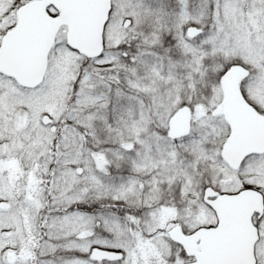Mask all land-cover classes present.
<instances>
[{"label": "snow or ice", "instance_id": "snow-or-ice-1", "mask_svg": "<svg viewBox=\"0 0 264 264\" xmlns=\"http://www.w3.org/2000/svg\"><path fill=\"white\" fill-rule=\"evenodd\" d=\"M0 264H264V0H0Z\"/></svg>", "mask_w": 264, "mask_h": 264}]
</instances>
